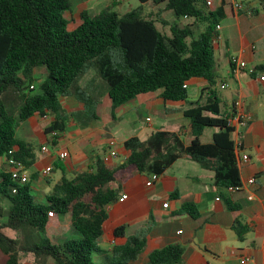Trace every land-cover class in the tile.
<instances>
[{"label": "trees", "instance_id": "obj_1", "mask_svg": "<svg viewBox=\"0 0 264 264\" xmlns=\"http://www.w3.org/2000/svg\"><path fill=\"white\" fill-rule=\"evenodd\" d=\"M138 1V7L124 13L113 10V4L95 13L83 10L79 24L68 30L64 12L71 10L72 0H0V158L14 157L26 167L35 162L37 146L16 136L18 125L34 115H53L45 132L64 131L66 116L59 95L79 91L91 61L107 84L113 108L157 90L165 102L186 101L190 79L203 78L208 84L182 111L193 135L187 145L178 133L165 130L153 132L145 141L130 137L123 142L128 154L122 163L110 165L97 157L91 170L72 178L62 176L44 203L34 202L30 178L21 183L8 167L1 170L0 264H24L26 257L33 264H46L49 259L53 264H126L135 259L145 248L143 237H129L114 249L115 259H93L108 219L106 207L119 200L121 184L134 173L160 176L183 155L212 170L215 185L240 184L233 129L227 125L234 106L230 114L222 110L216 87L214 41L224 18L223 5L213 7V0ZM256 1L264 13V0ZM147 2L163 4L171 13L173 21L164 23L168 33L159 30L155 17L144 13ZM113 48L122 55L120 67L110 54ZM38 67L45 69L46 76L38 83V92L30 95L27 91L35 89ZM256 70L264 73V67ZM205 129H216L210 142L200 139ZM183 210L196 214L191 203ZM50 212L69 214L71 234L76 237L59 244L39 240ZM6 229L17 235L9 236ZM115 234L123 235V227ZM237 234L242 238L243 232ZM182 253V246L167 245L151 251L148 264H175Z\"/></svg>", "mask_w": 264, "mask_h": 264}, {"label": "crops", "instance_id": "obj_2", "mask_svg": "<svg viewBox=\"0 0 264 264\" xmlns=\"http://www.w3.org/2000/svg\"><path fill=\"white\" fill-rule=\"evenodd\" d=\"M234 3H241L242 7L237 9ZM220 4L223 5L224 18L214 43L216 87L225 113L230 114L233 103L239 100L247 116V123L236 127L231 134L242 188L233 191L215 185L214 172L188 155L175 160L150 186L146 185L150 176L134 173L121 184L119 200L106 207L108 219L97 242L100 250L93 254L97 262L115 259L114 249L125 244L129 237L138 236L145 238V248L126 264H148L151 251L171 244L183 248L182 257L175 264H242V255L252 257L244 264H264V80L260 79L264 73L256 70L264 67V13L256 0H213V7ZM231 56L244 60L246 67L234 69L230 63ZM207 85L203 78L190 79L186 101L165 102L160 97L161 90L134 98L137 106L148 104L155 114L159 106L162 110L157 113V123L146 114L145 126L129 130L128 135L124 131L123 134L118 132L121 130L118 124L110 127L108 114H100V118H92L90 126L78 128L75 119L64 113L65 129L56 137L45 132L54 119L53 115H46L44 119L32 116L37 117L41 125L32 122L31 117L20 122L17 128L27 125L35 131L43 130V134L36 137L39 139V144H36L32 142L36 138L29 139L18 134L16 129L18 138L37 146L35 162L26 167L32 190L45 197L46 191L60 182L62 176L72 178L79 172L91 170L97 157L109 152L110 139L115 140L113 149L117 151L110 165L124 161L128 151L123 142L130 137L145 141L153 132L165 130L178 133L182 142L189 144L193 135L182 111L188 106V101L198 99L201 88ZM117 116L126 120L129 128L139 120L134 110L123 112L119 109ZM215 131L205 129L201 141L210 142ZM42 146H46L48 151H42ZM62 151L68 153L64 159L58 156ZM243 155L247 160L242 159ZM47 165L52 166V172L44 178L40 173ZM6 169L5 158H0V171ZM251 178L254 181L249 183ZM123 195L126 197L120 200ZM189 203L195 209L194 216L183 210V206ZM61 216L64 219L56 226V215L50 216L45 230L63 233L67 239L66 228L70 229L71 219L69 214ZM119 227H123V235L115 234ZM237 230L243 232L242 238L238 237Z\"/></svg>", "mask_w": 264, "mask_h": 264}, {"label": "rangeland", "instance_id": "obj_3", "mask_svg": "<svg viewBox=\"0 0 264 264\" xmlns=\"http://www.w3.org/2000/svg\"><path fill=\"white\" fill-rule=\"evenodd\" d=\"M111 4H113L112 6L113 10L119 13H124L132 8L138 7L140 5V2L138 0H72L71 10H67L64 12V17L68 20V24H67L68 30H72V27L74 28L77 25V23L80 22L79 14L81 11H83L82 9L84 7H87L88 8L87 10H89V12L95 13ZM143 10L144 13L155 17V19L157 20V27L159 28V30H161L164 33L169 32V27L164 23H171L173 21V17L170 12L163 9V4L154 5L151 2H147L143 4ZM110 54L116 66L120 67L122 65V55L121 53H119V50L113 48L110 50ZM96 65H97L96 62L94 61H91L89 64H87V66L85 67L84 74L81 77V81H80L81 87L78 92L76 93L69 92L68 94L65 95H59V101L62 104L61 106L62 111L66 115H69L71 118L75 119L76 127L79 128L84 126L87 127L90 126V121H92L93 114L99 118H100V114H105V116L108 114L107 117L109 119L110 127H116L118 124L120 125L119 129H121L118 130V132L120 134H123L122 131H124L127 135L129 134L128 133L129 130H134L133 128L137 129L136 128L137 126L139 127L145 126L146 122L144 118L146 114L150 115L153 118V121H155V123L159 121L157 113L162 110L161 106L156 108L157 115L152 111L151 107L148 104L137 106L133 102L134 100H130L129 102L123 105H118L113 108L112 102L107 96V84L102 80L101 76L99 75V71ZM36 71L37 72L34 73L36 77L34 81L35 89L32 91H27V93L30 95H33L38 92V88H37L38 83L46 76L44 68L38 67ZM141 95L142 94H139L136 97H141ZM104 99L107 101V104H105ZM119 109L123 110V112L134 110V112L139 115V120H137L136 124L133 125V127L131 126L129 128L128 124L126 123V120H123L122 118H119L117 116V111ZM30 120L32 122L38 123V125H41L42 123L38 120L37 117H31ZM20 126H21L20 128H17V133L24 136H28L29 139L36 138L43 134L42 129L39 131H35L32 126H31L32 129H30V127L27 128V125H20ZM106 129L108 130L109 126H107ZM104 136L106 135L104 134ZM32 142L39 144V139L36 138L32 140ZM46 192L47 193L45 194H50L52 192V189ZM31 193L34 198V202L36 203L45 202L44 196H39L37 193L34 192V190H32ZM2 206L4 210L7 209L6 202L2 203ZM60 217L61 219L59 220ZM62 219H64V216L56 214V217L54 219L55 226L56 223L60 225ZM61 228L64 229V225L61 224ZM5 232L11 237H15L17 235V233L14 230L6 229ZM66 234H67V238L76 237V235L71 234V230L69 229V227L66 228ZM19 237L21 240L24 239V235L21 233L19 234ZM39 240L42 241L49 240L51 243L59 244L64 240V235L63 233H57V232L53 233L51 230L50 231L45 230V233H42L39 236ZM28 258L29 257L25 258L26 260L25 264H31L29 263L31 259ZM46 264H53L52 259H49Z\"/></svg>", "mask_w": 264, "mask_h": 264}, {"label": "built area", "instance_id": "obj_4", "mask_svg": "<svg viewBox=\"0 0 264 264\" xmlns=\"http://www.w3.org/2000/svg\"><path fill=\"white\" fill-rule=\"evenodd\" d=\"M234 7L239 9L242 7V5H241V3H234ZM217 29H219V26H217ZM216 39H215L214 43L216 42ZM230 63L234 67V69H241V68L246 67V62L244 60L238 58L237 56H231L230 57ZM260 79L264 80V75L261 76ZM221 87H224V85H221ZM233 105H234V111L227 118V125L229 127H231L234 131V129L236 127L243 126L247 123V116L243 112V110L241 109V102L239 100H236L233 103ZM41 119H44V117H41ZM50 134L53 137L57 136L56 131H51ZM115 144H116V142L114 139H110L108 141V147L110 148V150L106 155L101 157V159L104 163L109 164L112 161V159L117 156V151L115 149H113ZM41 150L45 152V151H48V148L46 146H42ZM58 156L60 158L64 159L68 156V153L66 151H62L58 154ZM242 159L247 160V156L243 155ZM6 162H7L8 170L11 173V176L14 180L21 182V183L26 182L28 180V174L26 173V166L24 165V163L21 160H18L14 157H10L6 160ZM51 172H52V166L47 165L44 169H42L40 174L42 177L45 178V177H48ZM158 178H159V175L152 174L149 177V179L146 181V185L147 186L152 185L154 183V181H156ZM253 181H254L253 178L248 180L249 183H252ZM241 188H242V185L239 184V185L234 186V187L229 186L228 189L233 190V191H238ZM125 197H126V195H123L120 198V200H123ZM249 198L251 199L252 196H249ZM166 205H167V203H164V206H166ZM49 214L52 215L51 212ZM240 258H241L240 262L242 264L247 263L250 260H252V257L250 255H242Z\"/></svg>", "mask_w": 264, "mask_h": 264}]
</instances>
